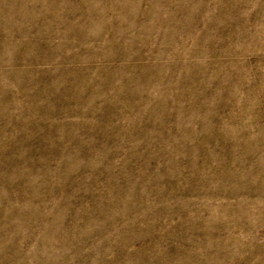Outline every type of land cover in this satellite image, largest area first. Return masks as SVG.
I'll use <instances>...</instances> for the list:
<instances>
[{"label": "rangeland", "instance_id": "374dc122", "mask_svg": "<svg viewBox=\"0 0 264 264\" xmlns=\"http://www.w3.org/2000/svg\"><path fill=\"white\" fill-rule=\"evenodd\" d=\"M0 264H264V0H0Z\"/></svg>", "mask_w": 264, "mask_h": 264}]
</instances>
